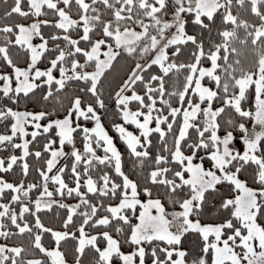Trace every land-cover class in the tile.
<instances>
[{"label": "snow or ice", "instance_id": "6c2138e0", "mask_svg": "<svg viewBox=\"0 0 264 264\" xmlns=\"http://www.w3.org/2000/svg\"><path fill=\"white\" fill-rule=\"evenodd\" d=\"M3 2V18L20 22L0 24V148L10 150L0 156V236L28 233L32 250L6 239L0 264H84L89 250L90 264H189L190 233L201 243L191 264H264V0ZM214 27L219 39L206 48L203 31ZM17 46L29 53L26 66L11 54ZM121 58L111 127L143 184L123 169L97 107L107 111L102 81ZM33 97L62 111L20 107ZM30 154L42 163L25 186ZM14 166L18 181L6 178ZM54 205L66 211L63 230L40 215ZM44 232L55 247L42 243ZM65 238L75 242L71 261Z\"/></svg>", "mask_w": 264, "mask_h": 264}, {"label": "trees", "instance_id": "16d2710c", "mask_svg": "<svg viewBox=\"0 0 264 264\" xmlns=\"http://www.w3.org/2000/svg\"><path fill=\"white\" fill-rule=\"evenodd\" d=\"M8 3L11 2V0H7ZM6 9V4L3 2V0H0V24L4 23V22H20V20L13 16L8 18L7 20H5L2 16L3 11ZM44 17H41V19H43ZM23 22H30L28 20H25ZM44 32L47 34L51 31L50 28L48 27H44L43 28ZM188 31L190 32H196L198 35H200L201 30L196 27L194 24H192L191 22H189L188 24ZM74 37H75V33H73ZM202 38L205 39L206 44L205 47L207 48L208 43H211L212 40H218L219 38L216 36V30L215 27L212 29L211 34H209V32L207 30L203 31V35ZM35 40V39H34ZM3 41V33L0 32V42ZM37 41V40H35ZM57 43H63L62 40H58ZM83 46V45H81ZM192 51V47L191 44L189 43L187 49L185 50L184 54L180 57L181 61L187 62L186 57L191 53ZM11 54L14 58V60L18 61L20 66H26L25 65V60L26 57L29 55V53H27L26 49H20L19 46H17L16 48H12L11 49ZM4 65L3 61H0V68H2ZM38 66L40 67H45L46 63L44 61H38ZM10 69V66H8ZM127 69V62L121 58V60L116 64V67L113 69L112 72L108 73L107 76L103 79L102 81V89H103V98L105 100V104L107 106V111L105 109H101L98 107V111L101 112L102 115V122L105 126V128L109 131V134L113 136L114 142L117 144V146L120 148L121 152H122V166L123 169L125 170L126 173H128L131 177L136 178L140 181L141 184L144 183V173L141 170L140 166L137 164L136 162V158L132 157L130 155V153L127 151L126 145L124 144V142L122 140H120L119 138V133L116 132V130L114 128L111 127L112 123H113V105L111 103V93L109 91L110 87L115 83V81L121 76L123 75V73L125 72V70ZM8 70V69H5ZM58 75V72L56 73ZM204 83H207V80L203 81ZM171 83V82H170ZM75 88V85H69L68 86V90L66 92H62L61 95L65 97V102L67 101V96L71 94V90ZM39 94H37L38 96ZM53 106H56L58 108L59 111H62V109L59 108V105H54L53 101H48V102H42L41 100L33 97L30 98V102L29 101H22L20 107L21 108H27L29 110L31 109H36L39 110L40 108H44L45 110L51 111V108ZM81 123H84L83 117L79 118ZM88 126L92 125V121H88ZM5 127V124L3 121H0V131H3ZM129 128L135 129L133 125L128 124ZM238 134H239V130H237V139H238ZM27 138H31L30 136ZM171 137H169L170 139ZM82 139V138H80ZM39 140L42 142L44 140V137L41 136L39 138ZM153 140H154V145L152 147V150H155V146L159 144V140H158V136H153ZM36 145L34 144L33 147H35ZM58 146V144H57ZM65 151H69V147L66 146L65 147ZM10 154V150H5L3 148H0V156H7ZM16 154L19 155V150H16ZM99 154H103V151L100 150ZM26 159L29 162L30 165V171H29V175L27 177V180L25 181V186L27 184V182H35V178L37 176V173L35 172V168L37 166H39L42 161H40L39 159L35 158L34 155L30 154L29 157H26ZM58 164H70V160H66L64 158H61L58 161ZM82 167V165H81ZM97 167H104L103 165H99L97 164ZM110 167V166H109ZM147 167V162L145 164V169ZM5 173L0 172V175H4ZM22 175L21 172V168L18 166H14V170L13 171H9L6 175V178L9 180H17L18 181V177H20ZM225 189H221V191H224ZM154 193L159 192V194L164 197L165 201H166V195L164 193V189L163 187H158V188H154L153 189ZM32 198H35L36 192L35 190H32L30 193ZM91 196V194H89ZM146 198V197H144ZM68 203H72L73 200L71 198L67 199ZM84 209L83 207H81L78 210V213L74 214L75 216H79V212H82ZM57 206H53L52 209L50 210H41L40 215L42 217L43 222L50 227H53L57 230H63V223H62V217H64L66 215V211L63 209H59V215H57ZM216 213L213 209L209 210V215H208V219L211 220L215 217ZM26 218L27 219H32L31 217H28L26 214ZM75 224H72L69 226V231L75 227ZM114 227V225H113ZM11 231L15 232L14 226L10 229ZM97 230H103L98 228ZM35 231V229H34ZM78 234V233H77ZM114 235H116L115 232H113ZM25 238H29L30 239V246H31V236L28 233L25 234H15L14 236L5 238L3 236H0V241L1 242H5V240H9V241H14V242H18L21 243L23 241V239ZM22 239V241H21ZM42 243L45 244V246H52L55 247V240L54 238L51 236L50 233L44 232L42 233ZM74 240L72 238H65L64 241L61 242V250L62 251H66L67 253V258L69 259V261H71L72 259V252H73V248H74ZM22 244V243H21ZM183 245L184 247H186L189 250V254L187 256V259L189 261V264H191V261L193 259H195L197 257V254L200 252L201 249V243H200V238L197 234L194 233H190V234H186L185 237L183 238ZM32 247V246H31ZM125 248H127V245H125ZM38 251V250H37ZM91 258H92V253L91 250H89L85 256H84V264H90L91 262ZM50 264V262H49Z\"/></svg>", "mask_w": 264, "mask_h": 264}, {"label": "rangeland", "instance_id": "374dc122", "mask_svg": "<svg viewBox=\"0 0 264 264\" xmlns=\"http://www.w3.org/2000/svg\"><path fill=\"white\" fill-rule=\"evenodd\" d=\"M34 42H38V40H37V41L34 40ZM133 126H134V125H133ZM126 127H128V124H126ZM134 128H135V129H132V128H129V129L132 130V131H138V130L136 129L135 126H134ZM170 139H171V138H170ZM21 241H22V239H21ZM0 243H3V242L0 241ZM21 243H22L25 247L29 248L30 251L32 250V247L30 246V239H29V238H25V239H23V241H22ZM114 264H115V261H114Z\"/></svg>", "mask_w": 264, "mask_h": 264}]
</instances>
